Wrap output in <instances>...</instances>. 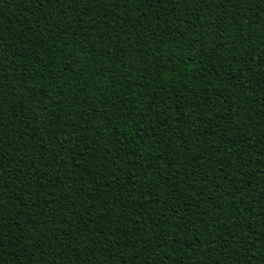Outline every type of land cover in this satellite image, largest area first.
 <instances>
[{"label":"trees","instance_id":"1","mask_svg":"<svg viewBox=\"0 0 264 264\" xmlns=\"http://www.w3.org/2000/svg\"><path fill=\"white\" fill-rule=\"evenodd\" d=\"M0 264H264V0H0Z\"/></svg>","mask_w":264,"mask_h":264}]
</instances>
